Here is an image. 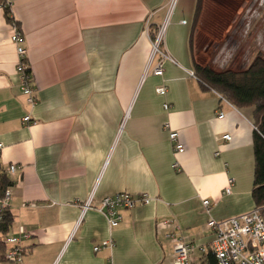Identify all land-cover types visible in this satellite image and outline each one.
Masks as SVG:
<instances>
[{"label": "crops", "instance_id": "1", "mask_svg": "<svg viewBox=\"0 0 264 264\" xmlns=\"http://www.w3.org/2000/svg\"><path fill=\"white\" fill-rule=\"evenodd\" d=\"M219 1L202 0L199 16L215 14ZM171 2L8 0L28 52L33 105L0 4V161L19 166L11 174L10 207L13 235L21 227L30 233L22 239L23 264H175V243L161 225L167 219L196 245L189 264H201L214 240L208 221L256 207L257 128L191 74L202 49L199 25L193 51L190 43L198 0ZM167 17L165 48L173 60L156 75L146 28L155 30ZM162 85L165 94L158 92ZM27 114L31 123L23 120ZM166 121L184 152L175 153ZM228 132L230 141L222 138ZM123 191L154 200L123 210L115 228L94 208L80 221L92 194L98 204ZM110 238L114 246L94 250Z\"/></svg>", "mask_w": 264, "mask_h": 264}, {"label": "built area", "instance_id": "2", "mask_svg": "<svg viewBox=\"0 0 264 264\" xmlns=\"http://www.w3.org/2000/svg\"><path fill=\"white\" fill-rule=\"evenodd\" d=\"M175 1L176 0H172L171 5H174ZM167 25L168 17L158 25L154 31H151L149 25H147L146 28V33L149 36L152 45L150 63L156 60V64L153 68V73L156 75L163 74V65L167 59L173 60V57L165 48ZM12 28V40L16 44L18 56L17 73L21 81L23 92L27 96V102L30 105H33L37 102V95L33 76L26 71L30 66L27 48L22 43L23 34L19 26L12 23ZM191 74L195 75L194 71H191ZM166 91V86L162 85L158 87V92L160 94H165ZM220 97L221 100H224L231 106L235 107L223 96L220 95ZM169 107L170 104L165 103V108L168 109ZM224 116V112L220 111L218 117L223 118ZM23 120L25 123H31V114H27ZM164 127L169 130L170 140L173 144L175 153L179 154L184 152L185 145L179 138V132L172 128L169 121L165 122ZM222 138L230 141L232 135L228 132L223 134ZM0 147H2L1 143ZM216 154H219V152H216ZM173 167L178 171L181 170L180 163L177 160L173 163ZM18 168L19 166L16 164H11L10 173L16 172ZM231 192V186L225 189V193L229 194ZM11 199L12 190L10 189L6 192L3 198H0V208L8 206ZM153 200V196L146 192L134 195L130 192L123 191L105 196L100 203L94 204V195L92 194L82 205L83 209L80 221L83 219L84 214L88 209L94 208L106 217L111 228H115L119 225L122 219L123 210L132 209L138 205H146ZM203 204L208 211L211 209V202L209 199H204ZM161 225L167 228L166 236L171 238L175 243V264H189L191 254L195 250L196 245L185 240L184 237L179 236L176 233L178 227L174 224L173 220H164ZM208 226L214 234V240L210 249L217 256L219 264H264V215L261 213L260 208L255 207L248 212H243L223 219L211 218L208 221ZM25 237H30V233L21 227L20 235H12L8 238V242L12 246L7 254L9 264H23L24 252L22 239ZM112 246H114V240L110 238L95 245L94 250L98 251L101 248Z\"/></svg>", "mask_w": 264, "mask_h": 264}, {"label": "trees", "instance_id": "3", "mask_svg": "<svg viewBox=\"0 0 264 264\" xmlns=\"http://www.w3.org/2000/svg\"><path fill=\"white\" fill-rule=\"evenodd\" d=\"M0 4L5 8L7 20L17 24L21 29L19 22L13 15L11 6L8 4V0H0ZM201 8L202 0H198L195 16L197 21ZM196 29L195 25L191 33L192 51ZM193 57L195 62L194 73L202 84L215 90L235 107L252 109L254 124L257 128L254 135L256 170L252 195L256 207L260 208L261 213L264 215V57L257 54L249 66L241 71L230 68L216 70L208 63L202 64L199 62L195 55ZM26 71L32 75L30 66ZM11 174L10 165L5 166L0 161V198H3L6 192L12 190L15 185ZM15 219L10 204L0 208V264H9L7 254L12 246L8 242V238L13 235L12 229ZM22 247L24 254L27 253L28 248L24 244ZM201 264H219V261L214 252L209 249Z\"/></svg>", "mask_w": 264, "mask_h": 264}, {"label": "rangeland", "instance_id": "4", "mask_svg": "<svg viewBox=\"0 0 264 264\" xmlns=\"http://www.w3.org/2000/svg\"><path fill=\"white\" fill-rule=\"evenodd\" d=\"M213 8L215 14L200 15L197 24L194 19L201 29L199 62L216 70L241 71L257 54L264 57V0H220ZM210 44L211 48L205 50ZM243 110L254 121L252 109Z\"/></svg>", "mask_w": 264, "mask_h": 264}]
</instances>
